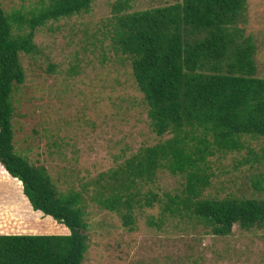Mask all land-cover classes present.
Segmentation results:
<instances>
[{
	"label": "trees",
	"instance_id": "trees-1",
	"mask_svg": "<svg viewBox=\"0 0 264 264\" xmlns=\"http://www.w3.org/2000/svg\"><path fill=\"white\" fill-rule=\"evenodd\" d=\"M93 1L51 0L30 25L86 12ZM244 6L245 0H175L129 10V0L111 3L110 46L129 58L151 131L170 134L110 169L97 191V203L114 211L127 230L135 223L132 209L153 202L161 204L159 220L149 218L157 227L165 216L191 220L221 236L233 224L241 229L264 226V198L202 196L211 175L207 156L241 150L243 135L264 136V77L255 75L252 38L237 25ZM31 33L14 36L0 7V164L13 184L0 204L37 218L42 213L46 223L60 227L0 233V264H81L87 222L79 192H58L44 167L13 150L11 91L24 79L17 52L31 49ZM249 153L244 160L256 161L257 154ZM262 155L264 159V148ZM159 168L182 177L179 191L165 193L164 199L151 190L141 194L137 181H152ZM259 182L255 179L254 186Z\"/></svg>",
	"mask_w": 264,
	"mask_h": 264
},
{
	"label": "rangeland",
	"instance_id": "rangeland-1",
	"mask_svg": "<svg viewBox=\"0 0 264 264\" xmlns=\"http://www.w3.org/2000/svg\"><path fill=\"white\" fill-rule=\"evenodd\" d=\"M114 1L94 0L86 12L47 17L34 27L31 17L51 0H0L11 33L32 32L31 49L17 52L24 79L11 91L13 150L44 167L58 192H79L87 222L81 264H264V226L241 229L233 224L230 233L221 236L191 220L165 216L157 227L149 218L159 220L161 204L153 202L132 209L135 223L127 230L114 211L97 203V191L110 169L170 135L151 131L129 58L110 46ZM129 2V10H136L175 0ZM237 25L252 38L255 75L264 77V0H245ZM241 139V150L206 157L211 175L202 196L264 198V136ZM249 149L257 154L256 161L244 160L250 157ZM255 179L260 180L257 186ZM182 182L181 176L159 168L152 181L137 184L141 194L151 190L164 199L165 193L178 192ZM12 186L0 164V199ZM38 216L0 204V233L60 227L46 223L42 213Z\"/></svg>",
	"mask_w": 264,
	"mask_h": 264
},
{
	"label": "crops",
	"instance_id": "crops-1",
	"mask_svg": "<svg viewBox=\"0 0 264 264\" xmlns=\"http://www.w3.org/2000/svg\"><path fill=\"white\" fill-rule=\"evenodd\" d=\"M65 231H66V230H65ZM65 231H61V232H59V233L65 234V233H66ZM67 231H68V229H67ZM28 233H30V234H34V232H28ZM36 233H44V232H36Z\"/></svg>",
	"mask_w": 264,
	"mask_h": 264
}]
</instances>
